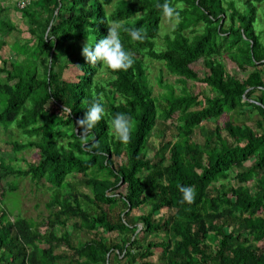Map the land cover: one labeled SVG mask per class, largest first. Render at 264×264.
Instances as JSON below:
<instances>
[{
    "label": "trees",
    "instance_id": "trees-1",
    "mask_svg": "<svg viewBox=\"0 0 264 264\" xmlns=\"http://www.w3.org/2000/svg\"><path fill=\"white\" fill-rule=\"evenodd\" d=\"M167 2L179 18L170 17L174 26L161 35L165 0L33 1L22 10L29 36L15 37L9 48L17 59L10 61L1 57V36L20 30L0 19V126L23 137L11 142L13 152H37L23 168L8 163L0 148V182L14 190L17 178L28 177L50 189L41 231L28 218L10 219L0 186V264H151L156 248L161 264H264V42L256 31L264 0ZM117 20L144 33L134 40L121 29L134 62L120 70L90 64L83 45L98 42ZM65 43L76 49L62 62ZM223 57L253 70L245 78L230 75ZM200 58L208 74L193 67ZM146 59L164 64L179 91L159 77L165 92L155 95ZM70 64L80 71L75 81L63 76ZM189 80L214 94L189 89ZM97 98L105 113L81 136L76 121ZM247 106L257 110L254 127L238 122ZM118 112L132 119L127 142L111 127ZM224 114L230 119L223 127L203 123ZM168 120L176 132L150 155L149 138ZM181 186H192L194 198L186 199ZM145 205L146 212L131 216ZM75 232L92 236L75 243ZM61 245L71 253L57 251Z\"/></svg>",
    "mask_w": 264,
    "mask_h": 264
},
{
    "label": "rangeland",
    "instance_id": "rangeland-1",
    "mask_svg": "<svg viewBox=\"0 0 264 264\" xmlns=\"http://www.w3.org/2000/svg\"><path fill=\"white\" fill-rule=\"evenodd\" d=\"M33 1L37 0H0V7L2 10H0V19L7 17V19L12 23L17 25V29L20 30V33L17 31L16 36L12 35H6L1 36V38L5 39L6 44L2 47L1 50V57L2 58H9L10 60H16L17 55H14L10 51L9 45L14 41L15 37H18L19 39H24L26 36H29L27 31L28 26V19L25 17L23 13V9L27 8L29 4ZM264 7L260 8V11L258 13L257 22H256V31L260 34L261 41L264 42ZM174 21L171 20L170 17L164 16L163 22H162V30L161 35L165 33H169L171 29L174 26ZM159 40L162 41V37H158ZM76 48H72L68 45V43L63 44L61 49L59 50V61H64L65 59L69 58L71 53H75ZM14 57V59L12 58ZM222 62L225 64L226 72H228L230 75H235L240 78H245L247 75L253 70L252 67H245L240 68L237 65H235L232 61H230L228 58H222ZM147 62V74L148 79L153 87V93L155 95H158L160 93L165 92V88H163L161 85L158 84V78L161 77L162 84H173L175 87L176 92L179 91V89L182 87V84L179 82H176V76L171 75L167 69L165 68L164 64H162L158 60H149L146 59ZM1 63V61H0ZM194 69L199 73L200 75L208 74L210 70L206 69L203 65V59L200 58L197 62L193 64ZM80 74V71L78 68L70 64L68 65L64 71L63 76L65 79L70 81L77 80V76ZM101 79V83L104 84V80H107L109 78L108 73H103L99 77ZM187 87L194 91H199L207 95H213L214 92L207 87L205 84L200 82H194V81H187ZM244 109V114L241 116H238V122L246 123L252 127H254V121L257 119V110L253 108L252 106H247ZM230 119V114H224L218 119H212L210 122H203L206 127L214 124H217L220 127L224 126V123ZM216 121V122H215ZM173 120L166 121L164 126H159L154 132L153 135L149 138L148 144H147V150L150 152V155H152L157 148L160 147V141L168 140L171 138V136L176 132L174 128ZM163 132V133H162ZM223 133H225L223 131ZM23 137L20 136L18 133H6L2 126H0V148L2 151V155L6 157L7 162L11 165L23 167L26 168L30 162H35L37 157L36 148H30L24 151H16L13 152V147L11 142L14 140H23ZM195 139L198 141H202V135L199 134V132L195 135ZM17 158V159H15ZM117 163H121L124 161V158H117ZM253 159H250L246 162V165H250L252 163ZM14 179V176L6 178V180L11 181ZM17 187L12 190L9 189L7 186V183L5 181L0 182V186L4 188V197L2 198L3 205L6 207L10 219H14L15 217H25L30 219L31 221L35 222L36 224L40 225L41 231L45 229V224L42 222L46 221L49 211L46 206L47 201L50 197V189H47L46 185H44L43 181H40L39 183H35L30 181L28 177H19L16 179ZM231 183L233 181H230ZM252 181H249L247 185H251ZM83 191H88L87 188L81 187ZM149 209L148 205L142 206L140 208H137L136 210L132 212L131 216L133 215H139L144 212H146ZM120 210V207L115 208L112 212L116 216L118 211ZM168 213V211L165 209L160 214ZM131 219V217L129 218ZM66 229L68 231H73L74 228L71 224H69ZM101 232H103L102 228H99ZM60 228H57V233H60ZM81 233H74L73 234V242L78 243V241L83 242V240L90 238L92 236L89 234H83V237L81 236ZM102 235H104L107 238L110 239H118L117 233H106L103 232ZM161 235H150V239H161ZM260 245L264 246L263 243ZM57 251H65L68 254H70V250L66 248L65 246L61 245V248H58ZM155 255L151 256L148 260L151 261V264H161L160 261V252L161 248L155 249ZM123 264V262L118 263ZM125 264V263H124Z\"/></svg>",
    "mask_w": 264,
    "mask_h": 264
},
{
    "label": "clouds",
    "instance_id": "clouds-1",
    "mask_svg": "<svg viewBox=\"0 0 264 264\" xmlns=\"http://www.w3.org/2000/svg\"><path fill=\"white\" fill-rule=\"evenodd\" d=\"M163 14L167 17L179 18V12L165 0L160 5ZM108 34L98 42L85 43L82 47V55L90 64L101 62L112 70L127 69L134 62L133 53L125 49L121 41V29L130 34L134 40H143L144 33L139 27H126L123 21H113L109 23ZM105 113V105L101 98L93 100L87 107L84 116L76 121L79 126V134L87 136L100 121ZM111 127L116 138L121 142H127L130 139L132 130V119L125 112L116 113L111 120ZM184 197L188 200L194 198L195 192L192 186H181Z\"/></svg>",
    "mask_w": 264,
    "mask_h": 264
}]
</instances>
